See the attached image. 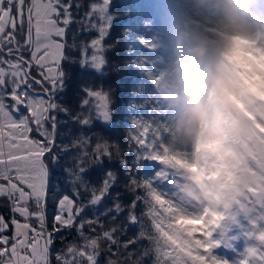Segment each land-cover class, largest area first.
<instances>
[{"label":"snow or ice","instance_id":"obj_1","mask_svg":"<svg viewBox=\"0 0 264 264\" xmlns=\"http://www.w3.org/2000/svg\"><path fill=\"white\" fill-rule=\"evenodd\" d=\"M73 7L71 0H0V198L9 202L13 213L10 221L0 215V264H51L54 242L65 229H75L83 243H73L65 255L57 254L56 264H101L105 246L108 251L105 264H139L150 253L154 254L152 264H228L213 254L212 250L220 245L213 237L223 221L239 224L240 215L247 221L246 226H241L246 248L236 264H264V135L249 141L247 161L241 170L246 188L239 198L228 205L202 209L180 175L193 167L199 169L200 153L178 147L166 123V113L142 86L133 95L137 86L142 85L139 75L130 72L129 78L122 81L121 104L117 105L115 116L110 94L102 87L85 86L80 90L84 94L79 105L81 112L75 115L56 102L57 92L65 87L67 71L63 65L72 68L70 49L75 44L67 43V30L73 23ZM124 7L113 0H94L84 14V27L96 29L98 35L83 47L80 67L96 74L97 79L103 77L108 67L105 41L114 24H119L122 31L131 27V18L117 20L113 16V9L122 12ZM124 35L135 49L131 33L124 31ZM88 49L91 55L87 54ZM135 63L137 57L131 60L132 65ZM34 68L39 70V78L33 75ZM35 85L40 86L47 99L31 91ZM125 103L132 109V118L126 126L131 129L129 138L135 152L132 164L121 159L120 167L127 187L135 194L127 218L133 225L140 224L137 238L120 241L116 227H105L98 220L84 218L86 206L80 202L79 190L88 189L84 160L102 164L103 157L111 160L113 150H120L119 145L109 143L103 135L96 137L90 151L74 158L68 170L73 194L51 197L58 203L52 230L48 231L45 206L53 187L49 164L61 155H69L67 145L57 150V119L52 113H66L82 126H93L89 131L98 128L101 133H108L128 115ZM145 109L151 114L149 124L141 117ZM258 127L264 133V125ZM33 131L42 139H34L30 135ZM73 143L85 148L90 140L81 137ZM133 165L136 172L130 170ZM117 182V176L107 172L100 187L91 188L88 203L98 205ZM137 189L142 191L137 193ZM140 202L146 206L147 222L135 214ZM121 211L120 203H115L110 210L113 219ZM33 220L38 228L33 226ZM86 225L94 235L86 233ZM9 229L11 237L5 235ZM145 239L150 248L139 255L129 251Z\"/></svg>","mask_w":264,"mask_h":264},{"label":"rangeland","instance_id":"obj_2","mask_svg":"<svg viewBox=\"0 0 264 264\" xmlns=\"http://www.w3.org/2000/svg\"><path fill=\"white\" fill-rule=\"evenodd\" d=\"M138 5L136 22L126 28L136 45L134 49L129 44L127 53L137 57L132 67L142 81L133 95L143 87L166 113L178 147L189 153L201 155L204 135L221 137V123L232 120L231 124L238 125L245 165L250 139L264 135L258 127L264 125V0H138ZM202 40L217 49L219 70L204 61ZM38 72L33 69L37 78ZM218 79L224 82L229 98L215 86ZM201 109L206 110L203 120L197 118ZM130 114L132 118V109ZM141 117L145 124L151 123L146 109ZM30 135L42 138L36 131ZM204 171L193 167L180 175L194 200L207 209L211 201L203 189ZM16 218L23 222L22 217ZM213 238L220 241L212 250L215 256L228 264L241 259L246 248L241 247L243 241L232 240L224 229Z\"/></svg>","mask_w":264,"mask_h":264},{"label":"trees","instance_id":"obj_3","mask_svg":"<svg viewBox=\"0 0 264 264\" xmlns=\"http://www.w3.org/2000/svg\"><path fill=\"white\" fill-rule=\"evenodd\" d=\"M93 2L94 0H71V3L74 5L72 8L73 23L69 25L67 30V43L69 45L75 44V47L70 49L72 53V68L69 69L67 64L63 65L67 71L65 87L62 91L57 92L56 102L64 107L70 108L72 110V115H75L81 112L79 105L84 94L80 90L85 86L102 87L104 91L110 94L112 112L115 116L117 115V105L121 104V92L124 88L122 81L129 78L130 72L137 74L138 71L135 67H132L131 64L134 55L127 53L129 43L127 42V36L124 35L126 29L124 31L120 30L119 24H114L109 36L106 37V55L109 63L108 67L104 70L103 77L97 79L96 74L80 67L83 47L89 44L90 41L98 35L96 29L85 28L83 22V17L88 10V5ZM113 3H122L125 5L122 12L113 9L114 18L117 20H128V16L133 13L130 16L131 19L129 23L136 22L135 18L139 12L138 0H113ZM75 5H79V7L77 8ZM109 45L111 47H108ZM214 50L217 51L215 48ZM87 54L91 55V49H88ZM132 79H135V77H132ZM34 88L42 91L40 86L35 85L31 91L34 93H41ZM123 107L124 111L128 113V115L124 117V122L119 123L116 129L108 133H101L98 128L89 131V127L93 126H82L76 120L70 119L69 115L66 113H52L57 119V150L61 151L64 146L67 145L69 155H61L59 160L49 164L51 184L53 187L49 192V200L45 206L48 230H52L51 225L58 202L57 200L51 199V197L60 194H67L70 196L73 194L74 189L71 178L68 175V170L73 166L74 158L85 150L90 151L95 144L96 137L98 135H103L105 139L109 140V143L119 145L120 150L119 152L113 150L111 160H109L108 157H103L102 164L93 159L84 160L83 166L86 169L84 180L88 185V189L86 190L83 187L79 189L82 193L80 202L86 206L84 218L98 220L100 224H103L105 227H116L118 229L117 239L120 241L134 240L137 238L141 230L140 224L137 223L133 225L127 218L129 206L131 201L135 198V194L127 187L125 173L120 167L121 159H127L129 163L132 164L133 153L135 152V147L129 138L131 129L126 126V122H129L131 119V107L127 103H125ZM84 114L87 113L85 112ZM231 121L229 122V120H227L226 123H221V137L214 139V136L204 135L199 169L205 170V183L203 189L207 191L205 193L207 199L209 197L208 201H211L208 203V207L228 205L232 201L238 199L246 188L241 175V170L244 167V148L240 142V135H237L238 125L231 124ZM81 137L90 140V143L85 148H81L73 143L78 141ZM143 166L144 162L142 161L140 164L141 172ZM130 170L136 172L135 166L133 165ZM109 171L117 176L118 182L111 186L107 196L104 197L98 205H90L88 200L91 196V188L95 187L98 189L106 173ZM208 172H210V175L206 174ZM136 174L140 175L141 173ZM136 191L139 193L142 190L137 189ZM117 202L120 203L122 211L113 219V213L110 212V210L113 209L114 204ZM10 209L9 202L4 198H0V215L4 216L9 221L11 218ZM134 211L141 220L145 222L148 221L145 215L146 206L142 202L138 203ZM237 219L239 224H234L230 220L223 221L222 227L219 228L218 231L216 230V232L219 233L221 229L227 230L232 240L239 239L243 241L244 244L241 247L244 248V246H246V241L241 234V226H246L247 221L244 219L243 215L238 216ZM33 223L36 224L34 220ZM96 230L97 232L100 231L99 226H96ZM85 231L91 235L95 234L91 233L87 225L85 226ZM62 232L63 235L54 242L50 257L51 264H56V255H65L67 253V248L73 243H83L75 229H65L62 230ZM5 235H12L11 229H9ZM233 237H235V239H233ZM146 248H150V244L145 239L143 242L138 241L135 249L130 248L129 251H134L139 255L142 254ZM113 251H115V249H113ZM101 256L104 257V259L101 260V264H105L108 256L107 246L102 250ZM153 259L154 254L150 253L147 257H142L139 264H152Z\"/></svg>","mask_w":264,"mask_h":264},{"label":"water","instance_id":"obj_4","mask_svg":"<svg viewBox=\"0 0 264 264\" xmlns=\"http://www.w3.org/2000/svg\"><path fill=\"white\" fill-rule=\"evenodd\" d=\"M201 49L203 50V57L212 69L219 70L221 68L220 60L218 59V52L209 46L206 40L200 42Z\"/></svg>","mask_w":264,"mask_h":264},{"label":"clouds","instance_id":"obj_5","mask_svg":"<svg viewBox=\"0 0 264 264\" xmlns=\"http://www.w3.org/2000/svg\"><path fill=\"white\" fill-rule=\"evenodd\" d=\"M215 86L222 91H225V98H229L230 97V93L226 92V86L224 84V82L222 80H216L215 81ZM206 115V110L205 109H201L198 113H197V118L200 120H203L205 118Z\"/></svg>","mask_w":264,"mask_h":264}]
</instances>
